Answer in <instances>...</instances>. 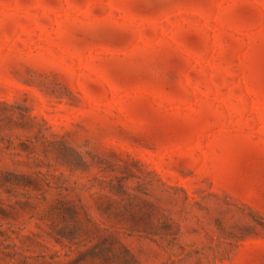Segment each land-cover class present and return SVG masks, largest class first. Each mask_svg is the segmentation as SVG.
Masks as SVG:
<instances>
[{
    "label": "rangeland",
    "instance_id": "374dc122",
    "mask_svg": "<svg viewBox=\"0 0 264 264\" xmlns=\"http://www.w3.org/2000/svg\"><path fill=\"white\" fill-rule=\"evenodd\" d=\"M0 264H264V0H0Z\"/></svg>",
    "mask_w": 264,
    "mask_h": 264
}]
</instances>
